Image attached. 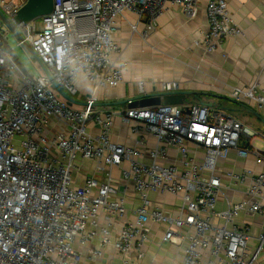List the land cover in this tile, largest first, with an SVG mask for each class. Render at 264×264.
I'll return each mask as SVG.
<instances>
[{
	"label": "built area",
	"instance_id": "2783aa9c",
	"mask_svg": "<svg viewBox=\"0 0 264 264\" xmlns=\"http://www.w3.org/2000/svg\"><path fill=\"white\" fill-rule=\"evenodd\" d=\"M26 1L0 0V10L12 19ZM165 2L179 6L190 18L200 6V0H54L50 13L19 25L18 40L19 45H31L53 80L45 72L24 73L6 49L9 29L0 21V264H82L79 246L97 238L100 247L87 259L96 260L111 246L122 264H131L133 252L142 258L152 222L169 225L163 241H176L172 225L188 228L180 264H203L205 253L211 256L207 264H252L257 258L264 244V224L258 235L260 246L251 253L249 236L235 221L241 214L264 217V170L221 172L218 166L233 150L243 159L253 155L256 164H264V145H255V131L205 104L99 113L92 95L86 105H70L52 87L54 81L74 98L81 76L95 89L118 86L127 66L115 58L122 50L114 38L118 19L128 12L154 19ZM228 3L206 4L208 32L195 43L207 52L242 33ZM132 28L137 30L136 25ZM154 30L150 21L142 36ZM262 60L264 71V56ZM162 86L163 91L181 89L178 81ZM138 87L144 94L142 82ZM228 96L264 108V86L259 81L234 87ZM117 116L137 121L133 132L144 129L158 145L144 150L114 142ZM91 123L96 132L90 130ZM188 142L204 149L201 161L190 154ZM170 147L180 154L179 164L171 162ZM145 157L150 162L141 160ZM79 159L95 161L107 179L91 176L79 186ZM114 167L121 168L122 178L134 185L140 199L134 218L124 222L116 236L114 227L127 207L111 183ZM225 177L233 184H247V189L241 200L228 201L219 209ZM151 193L181 194L180 215L164 213L152 202Z\"/></svg>",
	"mask_w": 264,
	"mask_h": 264
},
{
	"label": "crops",
	"instance_id": "0c3cea01",
	"mask_svg": "<svg viewBox=\"0 0 264 264\" xmlns=\"http://www.w3.org/2000/svg\"><path fill=\"white\" fill-rule=\"evenodd\" d=\"M208 1L200 0L199 9L192 18L187 17L179 6L169 2L163 4L154 19L148 16L139 17L133 12L121 16L114 38L122 48L115 58L127 64L123 81L113 88L95 89L93 83L81 76L78 81L79 91L73 98L79 103L75 104L83 106L82 103H86L92 95L95 99V112L124 111L128 109L126 101L140 95L139 82L143 83L144 94H151L162 92L164 82L178 81L181 90L196 93L187 98L188 104L199 103L221 109L255 131L258 134L256 138L264 145V122L252 114L254 103L250 105L246 100L236 101L228 96L234 87L246 88L256 81L264 86V0H229L230 14L242 33L223 40L221 46L211 52L205 51L201 45L195 43V40L208 32ZM150 21L154 23L155 30L144 38L142 33ZM134 25L137 26L136 31L132 28ZM8 34L6 49L24 73L28 76L44 73L43 67L30 49L19 45L17 38V44L9 43ZM255 110L264 118V108ZM136 124L138 123L135 120L126 122L117 116L112 129L113 141L144 150L157 146L156 138L144 129L138 133L133 132L132 127ZM89 128L93 132L97 131L93 123ZM243 140L245 142V139ZM188 148L196 159H203L202 147L188 142ZM169 155L172 163H180V154L174 147L169 148ZM141 160L150 162L148 157ZM218 166L221 172H239L245 167L256 171L264 170V164H256L253 155L243 159L238 156L236 150L231 151L227 159L220 160ZM79 168V186L83 185L87 177L94 176L100 181L107 179L105 173L97 170V164L93 160L79 159ZM224 182L226 186L219 196V209L225 208L228 201L241 200L247 189V184H233L228 177L224 178ZM111 183L118 187L117 196L124 198L127 207V214L124 218H119L114 227L113 233L116 236L122 224L134 218L140 199L134 185L122 178L120 167L112 169ZM150 198L164 213L172 217L180 215L183 206L181 194L151 193ZM235 223L240 229H245L249 236L248 251L256 252L260 246L258 235L262 230L264 217L258 214H241ZM171 227L177 236L174 242L163 241L169 229L168 224L150 223L149 237L141 248L143 256L138 258L137 253L133 252L131 264H180L187 245L188 228L174 225ZM98 247V238L86 246H79L84 257L82 264H122L120 256L111 246L105 247L102 256L96 260L87 259ZM210 259L211 256L205 253L203 264H207ZM252 264H264V244Z\"/></svg>",
	"mask_w": 264,
	"mask_h": 264
},
{
	"label": "water",
	"instance_id": "95a60500",
	"mask_svg": "<svg viewBox=\"0 0 264 264\" xmlns=\"http://www.w3.org/2000/svg\"><path fill=\"white\" fill-rule=\"evenodd\" d=\"M54 7V0H27L26 3L20 8L17 14L12 18H8L5 14L0 10V21L1 23L9 29V31L13 32L17 40H21V34L19 31V25L21 23L28 24L34 19H37L45 14L50 13ZM23 46L30 49V51L34 54L36 59L39 61L41 66L43 67L44 72L51 78V75L41 61L37 53L28 43H24ZM51 80H53L51 78ZM52 87L57 90V92L65 98L70 105L73 103H79L71 96H69L57 83L52 81ZM196 95L195 92L186 91V90H177V91H162L158 93L151 94H140L136 97L131 98L132 101L128 103V108H143L149 106H158L161 104L164 105H182L188 107L187 98L189 96ZM128 102V101H126ZM86 105V103H82ZM106 105H111L115 103H104ZM252 114L258 117L262 122H264V118L261 114L252 109Z\"/></svg>",
	"mask_w": 264,
	"mask_h": 264
},
{
	"label": "rangeland",
	"instance_id": "374dc122",
	"mask_svg": "<svg viewBox=\"0 0 264 264\" xmlns=\"http://www.w3.org/2000/svg\"><path fill=\"white\" fill-rule=\"evenodd\" d=\"M8 36H9V43H11V44L16 43L17 44V40H16V37L13 34V32L9 31ZM23 60H25V59H23ZM255 145L260 147V148L263 147V143L259 139H256V144Z\"/></svg>",
	"mask_w": 264,
	"mask_h": 264
}]
</instances>
